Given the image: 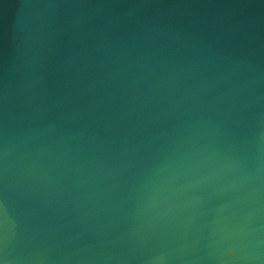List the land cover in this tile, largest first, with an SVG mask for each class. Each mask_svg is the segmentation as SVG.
Returning a JSON list of instances; mask_svg holds the SVG:
<instances>
[{
    "label": "water",
    "instance_id": "95a60500",
    "mask_svg": "<svg viewBox=\"0 0 264 264\" xmlns=\"http://www.w3.org/2000/svg\"><path fill=\"white\" fill-rule=\"evenodd\" d=\"M0 264H264V0H0Z\"/></svg>",
    "mask_w": 264,
    "mask_h": 264
}]
</instances>
